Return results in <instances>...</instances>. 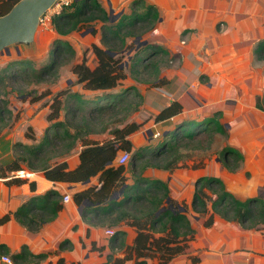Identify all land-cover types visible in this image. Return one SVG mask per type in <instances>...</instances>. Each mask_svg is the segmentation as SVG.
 Wrapping results in <instances>:
<instances>
[{
  "label": "trees",
  "instance_id": "trees-1",
  "mask_svg": "<svg viewBox=\"0 0 264 264\" xmlns=\"http://www.w3.org/2000/svg\"><path fill=\"white\" fill-rule=\"evenodd\" d=\"M19 1L0 0V17L7 14ZM139 2L141 1H135L134 4L138 5ZM143 14L140 16L137 13L138 17L130 18V21L126 17V20L113 22L98 0H73L61 13L52 17V25L60 36L89 28L95 33L96 24L102 23L99 43H92L87 47L81 59L71 66L77 82L92 93L87 97L66 87L54 94L47 90L32 99L38 100L52 94L46 116L49 125L39 142H36L32 127L28 126L25 134L33 142H16L13 160L7 165H0V175L9 176L10 182H21L20 179L13 178H19L14 173L23 170L24 166L31 171H42L50 180L69 184L84 183L98 176V184L84 186L75 191L72 198L78 206H82L84 221L114 230L110 241L112 246L124 244L126 232L120 228L114 229L122 222L136 229L134 243L126 247L123 257L113 259L115 264H124L128 260H133V264H147L148 259L154 258L158 264H169L175 257L185 254L189 241L195 238L196 230L192 226L194 216H203L206 227L214 224L215 216L236 222L245 229L259 230L264 226V195L261 193L240 198L227 189L219 176L205 175L196 179L189 204L185 200L177 201L171 197L167 181L144 176L148 168L172 172L183 166V159L188 158L189 154L181 153L179 149L184 144L197 140L202 131L210 135L207 147L197 143L192 148L209 149L216 132L227 135V131L220 121L222 112L216 111L198 121L182 119L163 138L157 141L152 138L149 145L135 149L129 136L140 130L143 123L128 120L127 117L120 120L116 115L120 111H125L128 115L138 109L131 102L130 96L133 93V96L142 101L143 95L133 86L116 88L127 78L128 70L133 72L136 69L142 52L147 50L152 54L157 53L155 45H138L135 63L130 65L122 61L131 47V44H127V38L142 36L153 27L157 18L156 9L152 5L145 6ZM141 23L147 25L144 30L139 31ZM89 50L95 55L96 62L93 66L87 63L86 55ZM108 51L115 55L112 56ZM255 53L264 59V40L257 44ZM49 55V59L39 66L26 59L6 61L0 68V83L5 79L33 83L44 82L51 77L57 80L61 67L67 63L66 56L74 58L77 53L67 40L57 38L51 44ZM153 85L157 86L156 83ZM263 101L260 97L257 100V106L261 109H264ZM7 111L5 105L0 106V121L4 120ZM183 111L182 103L173 100L154 116V121L157 123L168 120ZM79 113L82 114L80 122L73 125ZM108 115L115 116L110 118V123L106 119ZM98 121L103 124L101 131L94 130ZM72 126L75 128L74 133H70ZM105 132H110V136L102 141L88 139L92 133ZM80 140L84 147L79 153V164L70 169L68 163L60 161V158L70 154ZM62 142L68 145L64 152L59 155L48 154L52 146ZM125 151L130 153V159L126 163H120V154ZM145 153L149 154L148 158ZM219 160L225 168L235 172L241 168L244 155L238 148L226 145ZM59 198L60 193L55 189L42 196H33L13 213L2 216L0 224L8 221L12 214L29 230L38 231L45 223L55 219L63 208ZM162 208L164 209L161 210ZM63 245L62 242L60 249ZM46 256L47 253L34 254L27 246H23L13 258L16 263L22 264L25 261L36 262ZM190 260L196 263L199 257L190 255ZM58 264H62V260Z\"/></svg>",
  "mask_w": 264,
  "mask_h": 264
},
{
  "label": "crops",
  "instance_id": "crops-1",
  "mask_svg": "<svg viewBox=\"0 0 264 264\" xmlns=\"http://www.w3.org/2000/svg\"><path fill=\"white\" fill-rule=\"evenodd\" d=\"M98 1L107 10L113 22L124 20L126 17L127 21H130V18L138 17L137 13L143 16L145 6L148 5L156 9L157 18L153 27L138 37H141V41L156 46L157 53L154 55H158V60L160 55L169 56L173 58L170 60L172 64L157 69L154 81L157 86L136 83L131 80L130 75L124 81L128 83L126 86H133L142 93L143 99L148 100L149 109L154 111V116L173 100L182 103L184 111L175 117L157 123L153 117V126L162 130L160 138L171 131L176 124L175 119L179 116L184 115L182 119L198 121L216 111H221L223 115L229 110L230 104L239 102L240 98L245 96L246 91H253L252 94L256 92L254 87L249 88L254 80L252 62L256 59L264 64V59L255 53L257 44L264 40V0ZM135 1L141 2L135 5ZM101 24V22L96 24L95 33H92V28L82 33L85 40L82 43L84 50L92 43H99ZM43 26L45 32L51 35V40L50 47L39 60L40 63L49 59L51 44L55 39L68 40L73 33L60 36L54 29L52 21ZM136 39L137 37H128L127 44L137 41ZM70 44L72 45L71 42ZM27 50H30V53L35 52L31 47L24 49L25 52H28ZM10 51V54H4L17 59L22 49L13 47ZM25 52L24 59L30 58ZM128 53L130 52L126 51L125 54ZM160 63L161 61H158L157 64ZM80 93L88 97L92 92L83 89L81 85ZM259 97L262 100V95L257 96L254 107L264 111L257 106ZM28 108L29 110L18 120L14 118L12 122L0 127V165H7L13 160L16 142L28 144L33 142L25 134L28 126L32 127L36 142H39L49 125L46 118L49 105L41 108L38 103H32ZM130 120L144 122L138 119ZM250 123L254 125L255 121ZM147 131L150 132L149 129ZM142 133L143 137L140 136ZM109 136L110 132L92 133L88 139L102 141ZM129 138L135 149L147 146L151 141L145 136L144 129L131 134ZM83 147L80 140L70 154L62 155L60 161L65 160L70 169L75 168L79 164V153ZM211 149L212 146L209 150ZM217 164V170L223 171L222 164L220 162ZM211 168L203 164L173 173L148 168L144 176L167 181L171 197L177 201L188 202L192 198L196 179L211 174ZM23 170L26 171L24 176L13 178L20 179L21 182H10L9 176L0 175V218L7 213H13L29 198L45 195L51 189L60 193L59 201L63 208L55 219L45 223L38 231L29 230L11 214L8 221L0 224V264H18L13 255L19 253L23 246H27L34 254L47 253L48 256L36 262L25 261L22 264H58L60 260L62 264H115L113 259L123 257L126 247L134 243L136 229L133 226L122 222L119 227L114 228L124 230L126 235L123 245L112 246L111 235L106 232L108 229L106 226L92 225L84 221L79 211L80 206L73 198L69 202L63 201L65 194L72 197L75 191L84 186L98 184V176L84 183L69 184L50 180L42 171H31L25 166ZM223 181L225 182L224 179ZM255 187V183L248 184L245 195L249 189L256 191ZM204 219L202 216L193 217L195 238L189 241L186 253L175 257L169 264H264V226L259 230L245 229L236 222L215 216L214 224L206 227ZM62 242L64 245L60 249ZM190 255L198 256L199 261L193 263ZM124 264H133V260H128ZM147 264H158V261L155 258L148 259Z\"/></svg>",
  "mask_w": 264,
  "mask_h": 264
},
{
  "label": "rangeland",
  "instance_id": "rangeland-1",
  "mask_svg": "<svg viewBox=\"0 0 264 264\" xmlns=\"http://www.w3.org/2000/svg\"><path fill=\"white\" fill-rule=\"evenodd\" d=\"M147 24H139L141 29L139 31L144 30ZM88 31L87 29H83L81 31H74L72 35L67 40L69 43H72V46L76 50V57L69 58L66 56L67 63L64 64L60 69L59 78L57 80L49 78L44 82L33 83L29 81H21V80H12L5 79L2 83H0V106H4L7 108V112L5 113V118L3 121H0V127L5 123L8 124L18 118L22 117L24 113H26L30 107V104H39V107H46L56 91L61 88H69L72 91L80 92L81 84L77 82L75 74L71 71V66L75 61H79L84 53V47L82 44L84 40V36L82 33ZM130 31V30H128ZM133 36V35H131ZM135 38V37H134ZM51 40V35L47 34L44 30L43 25H39L35 34V38L33 43L27 45H19V48L22 49L21 54L19 55V59H24V49H33L35 52H25L26 55L30 56L25 58L26 60H31L35 66L40 65L39 61L46 51L50 47L49 43ZM141 43V39L138 41H133L131 43V47L128 51L130 53L125 54L123 58V62L127 64L135 63V53L137 50V46ZM14 46L11 48L13 49ZM90 47V46H89ZM32 50V51H33ZM37 51V52H36ZM152 52L147 51L142 52L141 57H139L138 64H136V69L133 72L128 70V76L132 78L136 83H147L152 86L155 81V75L157 73V69H163L166 65H171L172 57L160 55L159 60L157 58V54L154 55ZM87 63L90 66H93L96 62L95 55L92 53V50H89L87 53ZM14 57V56H13ZM16 59L6 56L5 54H0V68L5 65L6 61ZM135 60V61H134ZM164 60V61H163ZM158 61L161 63L158 65ZM254 66V70L252 73L253 79L252 85L249 89L254 87L256 92L252 94L253 91H246L245 96L240 98L239 102L234 104H230L229 110L225 111V114L221 115L220 121L225 124L227 135L222 134L220 132H216L214 135L212 149H195L192 148L197 143H201L203 146L207 147L210 135L206 131H202V134L197 138V140L193 142H189V144H184L179 151L181 153L189 154V157L183 159V166L174 169L171 173L177 170H184L185 168H190L191 166H200V165H209L211 166V174L223 178L226 182L227 189L232 190L237 196L240 198H246L250 196H255L256 194L264 195V111L258 110L254 107L255 100L257 96L262 95V99H264V76H263V67L264 64L259 60L252 62ZM247 72L243 75L245 78ZM28 80V79H27ZM125 80V79H124ZM122 80L121 84L116 88L119 89L121 87H125L128 85L127 82ZM130 82V81H129ZM116 89H114L116 91ZM50 90L52 92L51 95L44 96L38 100H32L35 97H38L41 93ZM139 91V90H138ZM130 96L131 102L138 106V109L134 110L130 114H126L125 111H120L117 113L116 118L122 119L123 117H127L130 119H138L139 121L144 120L143 126L141 129H144V134L148 139H154V141L158 140L162 135V130L153 126V117L154 111L149 109L148 100H142L136 96H133V93ZM142 95V93H141ZM144 97V96H143ZM264 103V101H263ZM243 107L241 108V105ZM15 107V108H14ZM84 114L86 111L83 112ZM82 114H78L75 121L72 123L73 125H77L80 122V118ZM115 116L108 115L107 122L110 123V118H114ZM183 116H179L175 119L176 122L182 120ZM117 120V121H120ZM255 121L253 125L250 121ZM103 124L100 121L95 125V131H101ZM146 129V130H145ZM150 130V132L147 131ZM75 128L70 127V133H74ZM156 133H160L157 137H154ZM143 137V133L140 134ZM151 142V141H150ZM232 146L240 149L244 154V161L242 163L241 168L238 171L231 172L223 165V171H218L217 167L220 162V156L222 149L226 146ZM68 148V145L64 142L56 144V146H52L48 154L50 155H59L64 152ZM207 150V151H205ZM210 153V156H209ZM147 158L149 157L148 153H145ZM130 159V158H129ZM221 163V162H220ZM222 164V163H221ZM233 165V164H232ZM254 178H257L256 180ZM256 184V187L253 189H249L245 195V188L248 184ZM185 189V188H184ZM246 196V197H245ZM191 203V200L188 201ZM189 213L193 215V212L189 210ZM203 217V216H202Z\"/></svg>",
  "mask_w": 264,
  "mask_h": 264
},
{
  "label": "water",
  "instance_id": "water-1",
  "mask_svg": "<svg viewBox=\"0 0 264 264\" xmlns=\"http://www.w3.org/2000/svg\"><path fill=\"white\" fill-rule=\"evenodd\" d=\"M56 2V0H20L5 15L0 17V54H10V48L33 43L40 17ZM88 32V31H86ZM141 37H137V41ZM141 41L139 45H146ZM112 56L114 52L108 51ZM130 52V51H129ZM162 208L161 210H163ZM82 206L79 207V211ZM160 210V211H161ZM198 218V216H196Z\"/></svg>",
  "mask_w": 264,
  "mask_h": 264
},
{
  "label": "built area",
  "instance_id": "built-area-1",
  "mask_svg": "<svg viewBox=\"0 0 264 264\" xmlns=\"http://www.w3.org/2000/svg\"><path fill=\"white\" fill-rule=\"evenodd\" d=\"M73 0H56V2L40 17V24H46L47 22H50L52 20V17L54 15H57L62 12V10L66 7H68ZM160 133H156L154 137H157ZM130 158V153L128 152H122V154L119 157V162L120 163H126ZM26 174L25 170H18L17 172L14 173L16 177H22ZM72 200V197L69 194H65L63 197L64 202H69ZM106 232L109 235L114 234L113 229H107ZM8 262H11L10 259L5 258Z\"/></svg>",
  "mask_w": 264,
  "mask_h": 264
}]
</instances>
